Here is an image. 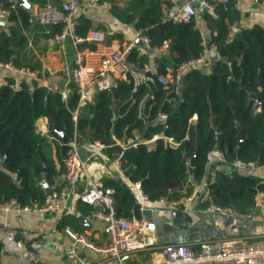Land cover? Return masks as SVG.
Returning <instances> with one entry per match:
<instances>
[{"label": "trees", "instance_id": "trees-1", "mask_svg": "<svg viewBox=\"0 0 264 264\" xmlns=\"http://www.w3.org/2000/svg\"><path fill=\"white\" fill-rule=\"evenodd\" d=\"M28 1L37 6L47 2ZM50 1L59 6L61 0ZM107 1L114 16L146 35L150 46L159 47L164 41L169 42L166 53L158 57L151 58L150 50L142 49L141 45L131 49L129 60L136 66L149 64L152 59L156 63V72L162 73L168 63L177 65L198 57L205 48L201 20L209 29L207 42L215 46L216 55L211 60L210 71L191 67L184 72L182 85L167 88L154 80L139 83L133 90L132 80H118L111 90L95 93L94 104L88 107L86 114L78 116L76 123L71 114L78 103L74 91L63 100L59 92L38 85L29 89L24 81L19 82V90H12L9 84L1 85L0 145L2 148L12 146L0 161V202L16 198L18 191L23 205L41 203L45 198L39 179L43 176L51 184L57 170L54 161L48 159L46 170L42 171L43 161L38 150L43 147L45 138L35 131L34 122L43 115L48 121L49 133L56 138L60 165L67 140L75 130L80 138L100 140L107 146L108 158L116 157L121 161L127 181L119 176L104 181V185L114 188L118 215L127 218L144 215L145 212L140 210V197L132 185L135 182L139 183L149 203L168 195L176 199L190 193L194 184L206 173L209 175L206 154L213 148L224 152L226 161L218 164L228 166V171L216 170L214 178L207 180L206 189L212 201L240 212L251 209L257 192L264 193V176L243 173L233 163L243 160L264 164V109L255 110L258 109L255 101L249 99L250 92L245 88V85L249 86L259 100H264V90L260 88V83L264 85V26L248 27L230 36L228 24L238 17L231 13L230 1L226 5H217L215 15L202 10L200 17L186 22L165 17L161 4L170 3L169 0H126L122 9L117 5L120 0ZM1 2L0 7L9 9V15L8 25L0 28V62L20 67V52L26 44L22 30L30 23V12L14 1ZM90 26L89 19L79 15L74 23V34L85 36ZM112 98L123 102L120 116L114 120L109 106ZM143 98L144 107L139 117L138 104ZM159 113L166 114L165 121H157ZM194 113L199 115V122L189 124ZM134 128L143 132V137L162 133L179 144L170 147L157 139L150 150L142 143L125 149L115 144L113 136L126 139ZM60 131L66 141L62 140ZM188 170L192 173L193 184ZM77 206L82 213L91 210L86 203L78 202ZM64 217L66 221L73 220L82 225L74 214L68 213Z\"/></svg>", "mask_w": 264, "mask_h": 264}, {"label": "crops", "instance_id": "crops-1", "mask_svg": "<svg viewBox=\"0 0 264 264\" xmlns=\"http://www.w3.org/2000/svg\"><path fill=\"white\" fill-rule=\"evenodd\" d=\"M1 1L3 0H0V4L2 3ZM7 1H14L16 3V0ZM63 1L64 0L60 1L59 6ZM77 1L80 3L81 8L73 17L71 25L72 34H74V23L76 24L77 17L83 15L89 19L91 24L90 28L87 30V34L91 30L102 31L105 34L106 40L104 44L106 45L137 41L139 30L135 29L132 24L124 23L116 18L111 12L110 6L88 7L86 5L87 0ZM184 1L185 0H169L170 3H162L161 8L164 6H174L177 8ZM229 1L231 3V13L238 16L228 24L230 36L240 32L230 29L231 23L235 20L238 21L240 26H246L247 28L256 25L264 26V11L254 0ZM31 5L33 10L38 7L33 3H31ZM117 5L122 9L126 5V0H120L117 2ZM208 11L214 14V8ZM201 12L202 9L197 7L196 17H200ZM7 18L3 20V24H0V28H5L8 25ZM199 22L200 31L205 37V48L202 51L204 52L205 62L195 67L201 68L202 71L208 73L210 71L211 60L216 55L215 46L207 42L209 29L205 26L203 21L200 20ZM22 31L26 38V44L20 52V63L22 66L14 67L11 65V68L0 66V86L6 84L19 85L20 81H24L28 84L29 89H32L35 85L46 87L48 90L54 85L70 88L69 86L72 84L69 79V74L74 66L76 50L72 41V34L65 33L63 37H59L63 32V27L61 25L47 26L35 21L29 23L28 27ZM107 39L110 40L109 43H107ZM168 43V41H164L161 46L152 48L142 46V49H149L151 58L152 56L154 57V55L158 57L160 54L166 53ZM82 45L89 48H95L96 46L94 43L89 42H84ZM207 45H209V47H207ZM174 54L176 55V53ZM147 65L156 69V63L152 59ZM20 69L27 72L18 71ZM63 79L65 80L64 83L59 85ZM9 80H12V82H9ZM180 85H182V82ZM133 86L134 90L137 85L134 84ZM180 94L179 97L181 96ZM144 98L141 99L138 104L139 117L142 115ZM94 102L95 93L91 94L86 101L76 105L72 113L76 112L78 118L81 113L86 114L88 112V107L92 106ZM180 102H182V99H180ZM122 105V101L114 98L111 99L109 106L112 110V120L120 116ZM199 119V115L194 113L189 118L188 122L189 124H197ZM157 121L159 120L157 119ZM34 124L35 131L45 138L43 147H39V155L41 159L44 158L46 161L52 159L57 170L51 184H48L43 176L39 179V183L44 190L42 181L45 180L51 190H54L62 183L63 171L62 165H60L56 156V138L49 133L48 121L45 116H38ZM131 133L132 135L126 137V139H117L113 136L115 144L125 149L129 146L136 147L139 143H142L145 144L149 150L155 147L157 139H162L164 144L170 147H176L179 144L174 138L173 141L168 140L167 136L162 133H154L151 134L150 137H143V132L137 128H134ZM82 142L80 155L83 158L88 157L86 174L83 176L82 183L91 180L99 181L104 184L106 179L116 176L127 181L125 175L118 174L115 170L113 161L116 157L109 159L106 155V145L102 144L98 139L90 141L86 137L82 138ZM1 160L3 159L0 158V161ZM223 169L228 171V166L221 164L211 165L207 170V172L209 171V175L206 173L199 183L194 184L190 192H194V197L190 203V210L187 212L181 211L184 213V216L173 217L171 214L172 211L162 209L167 207V204H162L159 202V199L153 203H149L147 199L141 200L140 198V210L145 212L142 217L154 221L152 213L155 209L159 211L161 218L160 224H163V230L161 234L156 233V235L160 242H164L163 238L167 237L168 240L165 242L180 241L191 247H196L201 241H218L224 239H234L243 244L264 243L263 192H257L254 206L247 211L240 212L231 207H229L231 209L230 212L215 211L210 207V201L208 199V195L210 194L206 189L207 180L214 178L216 170ZM240 170L246 174L259 177L264 176V164ZM46 195L45 193V196ZM138 196L140 197L139 194ZM76 197L77 195L75 193L72 197L71 204L78 203ZM35 203L36 202H33L31 204ZM68 213L74 214L78 219L83 217L84 220L81 222L83 226H80L73 220L66 221L64 216ZM66 226L77 231H84L91 240L98 244H103L107 241L105 234L101 230V223L91 218L90 210L88 213H82L78 206L76 209L71 207L63 214L57 212L0 211V264H29L28 251L30 249L39 254L43 264H76L75 258L67 252L68 248L71 246V240L65 234L64 228ZM77 248L80 252L87 253L91 257H96L94 253L81 244H78ZM150 257L153 259L161 256H159V254H154V257ZM261 264H264V261Z\"/></svg>", "mask_w": 264, "mask_h": 264}, {"label": "built area", "instance_id": "built-area-1", "mask_svg": "<svg viewBox=\"0 0 264 264\" xmlns=\"http://www.w3.org/2000/svg\"><path fill=\"white\" fill-rule=\"evenodd\" d=\"M264 11V0H254ZM229 0H185L177 8L174 6L162 7L166 18L176 22H186L197 15V7L202 10L215 8L217 5H226ZM88 7L108 6L107 0H87ZM81 5L77 0H64L58 7L47 1L44 5L38 6L30 12L28 21L38 22L42 25L63 27L65 33H71V25L74 15L80 10ZM9 15V9L0 7V20H5ZM247 28L240 26L235 20L231 23V30L241 31ZM138 39L142 46L152 48L149 45V38L141 34ZM105 34L100 30H91L85 36L72 34V41L76 47L74 66L69 74L72 84L71 88L58 87L54 85L49 89L52 92H59L61 98L66 100L71 91L78 95V104L86 101L91 94L98 91L111 90L116 86L118 80H132L133 85L142 82L154 81L161 83L165 88L180 84L185 70L198 66L205 62L204 52L198 57L186 60L177 65L168 63L164 66L162 73L154 71L155 68L144 64L136 66L129 60L130 50L137 48L134 41L123 43H111L106 45ZM84 42L94 43L95 48L83 46ZM0 66L11 68L8 63H1ZM20 72H27L22 69ZM30 73V72H29ZM31 74V73H30ZM12 90L21 89L20 85L9 84ZM46 99V95L43 96ZM77 113H72V120L77 121ZM158 120L165 121L166 114L159 113ZM156 137V136H154ZM173 141V137H167ZM82 138L75 130L67 140V148L61 158L62 183L56 189L51 190L41 203L21 204L15 197L0 202L2 212L32 211L40 213L57 212L63 214L71 207L76 209V204H71L72 197L76 193L77 201L91 206L90 216L93 220L101 223V230L107 241L98 244L91 240L84 231H77L69 226L64 228L65 234L71 240V246L67 252L75 258L76 264H261L264 261V243L243 244L234 239L218 241H201L194 249L184 242L168 241L160 242L156 235V223L146 217H124L118 215L114 206V188L106 186L99 181L88 180L82 183L86 174L88 157L80 155ZM224 152L213 148L206 154V165L225 163ZM115 170L123 174L122 163L114 158ZM233 165L236 168L248 169L257 166L254 161L245 162L236 160ZM127 179V177L125 176ZM140 195L141 200L147 196L142 192L139 183L132 184ZM194 197L193 193L183 194L176 199L167 201V197H160L159 202L167 204L163 210H190V203ZM210 207L215 211L230 212L229 207L216 205L208 195ZM81 244L96 257L80 252L77 245ZM56 248V247H54ZM159 254V258L154 257ZM29 264H43L39 254L34 250L28 251Z\"/></svg>", "mask_w": 264, "mask_h": 264}, {"label": "water", "instance_id": "water-1", "mask_svg": "<svg viewBox=\"0 0 264 264\" xmlns=\"http://www.w3.org/2000/svg\"><path fill=\"white\" fill-rule=\"evenodd\" d=\"M16 4L19 5V6H23L24 8H27L29 11L32 12L33 8H32V5L31 3L28 1V0H16ZM4 21L3 20H0V24H3ZM110 40L107 39V43H109ZM136 43L138 45H141L142 46V43L139 39H137ZM207 47H209V45H207ZM204 70V68H203ZM154 71L156 72V69H154ZM64 79L59 83V85H62L64 83ZM245 88L250 92V95H249V99H253L255 101V105L257 107H259L260 109H264V100H259L258 97L252 93L250 91V88L249 86L245 85ZM260 88L264 90V85L262 83H260ZM181 95V94H180ZM239 134H240V131L238 129L237 131V136L239 137ZM59 135L62 137V140L63 141H66V138L63 136V133L60 131L59 132ZM12 144L8 147V148H2V146L0 145V158L1 159H4L6 157V154L8 152V150L11 148ZM190 156H187V159H189ZM42 169L43 171L46 170V160L44 158H42ZM188 175H189V180L191 181V183L193 184L194 183V179H193V176H192V173L190 172V170H188ZM42 184H43V187H44V190H45V193L48 195L50 194L51 192V188L50 186H48V184L46 183L45 180L42 181ZM16 199L18 202H20V192L18 191V194L16 196ZM167 201H170L171 200V197L170 195L167 196L166 198ZM172 216L173 217H178V216H184V213H182L181 211H172ZM80 222H82L84 220L83 217H80L79 218ZM162 230H163V224H156V233L157 234H161L162 233ZM164 239V242L168 240L167 237L163 238ZM192 249H194V247H192Z\"/></svg>", "mask_w": 264, "mask_h": 264}, {"label": "rangeland", "instance_id": "rangeland-1", "mask_svg": "<svg viewBox=\"0 0 264 264\" xmlns=\"http://www.w3.org/2000/svg\"><path fill=\"white\" fill-rule=\"evenodd\" d=\"M255 110H260V108L255 109ZM152 214H153L154 222H155L156 224H160V223H161V222H160L161 218H160L159 211H158L157 209H155V210L153 211Z\"/></svg>", "mask_w": 264, "mask_h": 264}, {"label": "flooded vegetation", "instance_id": "flooded-vegetation-1", "mask_svg": "<svg viewBox=\"0 0 264 264\" xmlns=\"http://www.w3.org/2000/svg\"><path fill=\"white\" fill-rule=\"evenodd\" d=\"M255 106H256V105H255ZM256 108H259V107L256 106Z\"/></svg>", "mask_w": 264, "mask_h": 264}]
</instances>
